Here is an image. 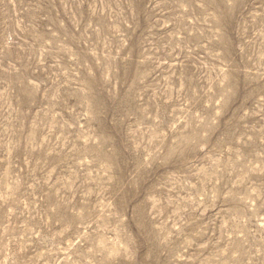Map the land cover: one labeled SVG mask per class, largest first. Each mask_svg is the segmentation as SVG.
I'll list each match as a JSON object with an SVG mask.
<instances>
[{
	"label": "rangeland",
	"instance_id": "1",
	"mask_svg": "<svg viewBox=\"0 0 264 264\" xmlns=\"http://www.w3.org/2000/svg\"><path fill=\"white\" fill-rule=\"evenodd\" d=\"M0 264H264V0H0Z\"/></svg>",
	"mask_w": 264,
	"mask_h": 264
}]
</instances>
